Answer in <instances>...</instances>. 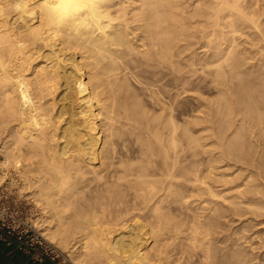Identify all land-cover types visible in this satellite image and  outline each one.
Segmentation results:
<instances>
[{
  "label": "bare ground",
  "instance_id": "6f19581e",
  "mask_svg": "<svg viewBox=\"0 0 264 264\" xmlns=\"http://www.w3.org/2000/svg\"><path fill=\"white\" fill-rule=\"evenodd\" d=\"M41 3L0 0V166L39 235L74 264H264L245 236L264 224V0H101L103 31L51 26Z\"/></svg>",
  "mask_w": 264,
  "mask_h": 264
},
{
  "label": "rangeland",
  "instance_id": "374dc122",
  "mask_svg": "<svg viewBox=\"0 0 264 264\" xmlns=\"http://www.w3.org/2000/svg\"><path fill=\"white\" fill-rule=\"evenodd\" d=\"M77 58L80 59L81 57H79L77 55ZM213 86L214 85H208L202 91H196V90L188 91L191 94H189L188 92L181 94L179 96V98H178V107L180 106L179 107L180 116L183 117V118H187V119H193L195 115H201L202 113H201L200 109L202 108V106L200 105L201 104L200 103V99H203V100H214L217 97V94H216L217 93V88H215V86L214 87ZM132 88H134V90L132 89L133 91H136V93L139 94L138 98H140V99L142 98V102L144 103V105H146L147 107L149 106L148 108H152V104L153 103L149 99V96L146 95L147 93L145 94L144 93L145 91L140 92V89L136 90V86H133ZM145 95L148 96V97H146ZM195 97H201V98L199 99V98H195ZM196 100H198L199 102L196 101ZM115 125L116 126L118 125L119 127H121V124L119 125V122H117V124H115ZM119 127H118V130L120 131L122 128L119 129ZM195 127H197V126H195ZM197 129H198V127H197ZM125 131H126V129H123V131L121 130V134H117L116 135V137H118V138H116L115 135H114L113 139L115 141H120V142H117L119 144V145L117 144L118 155L120 154V156H122V157H130V156H132V158H133L134 155H135L134 153H136V152H134V151H136V148H135V146H133L131 141L128 140L130 135L128 136V133H125ZM209 131L210 132H208V130H207V131H203L204 133H201L204 136L208 135V138L204 139V141L206 143H211L212 141L215 140L214 136H212V135L210 136L209 135V133L211 134L212 131L211 130H209ZM122 132H124V134ZM124 135H125V137H124ZM125 140L128 141V142H126V145H127V147H129V149L128 148H126V149L130 150V151H128V155L126 153L127 151L126 152L124 151L125 149L124 150L122 149L120 151V148H121L120 145H122L121 142L125 141ZM124 152L126 153L125 156L123 155ZM204 154H201L200 156H202V159L204 158V160H206V158L209 157V156L206 153H204ZM4 159H5L4 158V154L2 152H0V160H4ZM236 168L237 167H233V171L234 172L231 171V172H233L232 175L237 176L240 173V171L238 169L236 170ZM3 170L4 169L0 166V204L7 208V210L10 212L12 218L14 217L15 222L17 224L20 223L21 227H22V225H25V224L26 225H32V227L35 229V232L38 233L39 232V230H38L39 227L37 226V222L36 221H38L40 219L39 218L40 217L39 216V214H40L39 207L35 204L33 198L31 197L30 193L28 192V189H24L23 188V180L20 178L19 174L15 173L14 168H10L9 170L5 169L7 171V173H5L6 171L2 172ZM227 178H229V177L227 176ZM218 187L220 189H222L225 186H220L219 185ZM224 192H226V190H224ZM223 194H225V193H223ZM30 197H31V199H30ZM220 200H222V199H220ZM241 224L242 223H240V221H237L236 225H235V228H238L240 230L242 228ZM253 227H252V229H249L250 231L247 230L249 232H247V231H246L247 233L245 232V236H247V235L248 236L249 235L253 236V234H256V238H258V239H260V238L262 239L263 238L264 239V224H260V225L257 224V225H255ZM256 230H258V231H256ZM259 231H261V232H259ZM257 234H259V236ZM252 239L250 241L253 242V243H256L255 237L252 238ZM258 239H257V242H259ZM250 241L248 243L244 242L245 244L243 243L241 247H243V245H244L243 248L249 250L250 246H248V244L250 245ZM54 245L57 247L56 244H54ZM255 246H258V243ZM57 248L60 249L63 252L64 258L67 261H69L71 264H74L73 262H71V260H69V257L67 256L68 252L64 251V249L61 248V247H57ZM259 249L260 248H255V251L253 250L255 253H253V254H257V253L259 254V253H261V251H263L262 254L264 253V250H261V249L259 250ZM95 263H97V261H94L92 264H95Z\"/></svg>",
  "mask_w": 264,
  "mask_h": 264
},
{
  "label": "clouds",
  "instance_id": "9594fccd",
  "mask_svg": "<svg viewBox=\"0 0 264 264\" xmlns=\"http://www.w3.org/2000/svg\"><path fill=\"white\" fill-rule=\"evenodd\" d=\"M41 10L56 28L71 25L75 30L103 31L111 19L101 0H42Z\"/></svg>",
  "mask_w": 264,
  "mask_h": 264
},
{
  "label": "built area",
  "instance_id": "2783aa9c",
  "mask_svg": "<svg viewBox=\"0 0 264 264\" xmlns=\"http://www.w3.org/2000/svg\"><path fill=\"white\" fill-rule=\"evenodd\" d=\"M30 235V236H29ZM15 237L25 240L29 246L38 249L39 258L49 257L59 264H71L64 258L63 252L53 243L35 232L32 225H22L16 223L7 208L0 204V238Z\"/></svg>",
  "mask_w": 264,
  "mask_h": 264
},
{
  "label": "crops",
  "instance_id": "0c3cea01",
  "mask_svg": "<svg viewBox=\"0 0 264 264\" xmlns=\"http://www.w3.org/2000/svg\"><path fill=\"white\" fill-rule=\"evenodd\" d=\"M38 249L15 237L0 238V264H59L49 257L39 258Z\"/></svg>",
  "mask_w": 264,
  "mask_h": 264
}]
</instances>
